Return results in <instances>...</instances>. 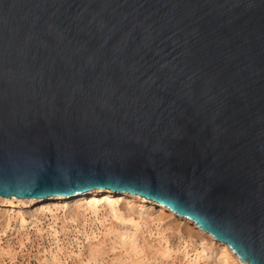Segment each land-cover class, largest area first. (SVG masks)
Returning a JSON list of instances; mask_svg holds the SVG:
<instances>
[{"label":"water","instance_id":"water-1","mask_svg":"<svg viewBox=\"0 0 264 264\" xmlns=\"http://www.w3.org/2000/svg\"><path fill=\"white\" fill-rule=\"evenodd\" d=\"M95 190L264 264V0H0V196Z\"/></svg>","mask_w":264,"mask_h":264},{"label":"rangeland","instance_id":"rangeland-1","mask_svg":"<svg viewBox=\"0 0 264 264\" xmlns=\"http://www.w3.org/2000/svg\"><path fill=\"white\" fill-rule=\"evenodd\" d=\"M118 194L122 198L118 200V206L119 208L121 207L120 209L125 213V216H131L146 224L147 227L143 225L144 230L149 228L155 232H159L160 237L162 236V243L164 241L167 242L172 250L182 251L186 244H188L189 250L195 247L202 249L199 243L204 239L206 244L204 253L205 262H202V264H220L222 245L217 241L209 242L211 241L208 238L209 236L200 231H195L192 222L173 213L171 214V210L165 206L148 199L140 198L137 195L133 196L127 192L113 193L112 199H118ZM89 195L76 196L78 198L74 196L65 203L56 197L44 201H31L11 196L9 200L15 204L13 207L8 206L7 201L9 200L7 198L0 197V264H119V262H122L121 259L125 263L129 257L131 259H134V257L138 258L135 261L139 264H187L183 263L181 255H178L179 259L160 257L155 252L156 246L159 243L157 240L149 237V229L138 239L139 245H142L143 250L139 255L136 254V256L132 252L128 254L129 250L125 251L116 242L114 235L117 234L100 236V240L87 241L85 235L81 233L84 227L89 233L92 231L97 233L102 229L98 223L91 221V214L85 210V199H89ZM98 197L101 199L104 196L99 194ZM19 214L27 220V224L24 227H21L20 220H18L20 218L18 217ZM54 223H57V225ZM113 223L115 229H119V231L129 229L125 225H119L116 221ZM51 224L56 225L57 229L61 231V240L59 242L62 250H58L55 242L47 235V228ZM156 224H159L158 230L156 229ZM8 225L10 226L9 228ZM2 232L5 233L3 234ZM189 232L191 233V238ZM151 246L154 247L152 248ZM51 254L56 255L57 260ZM127 261L130 260L128 259Z\"/></svg>","mask_w":264,"mask_h":264},{"label":"bare ground","instance_id":"bare-ground-1","mask_svg":"<svg viewBox=\"0 0 264 264\" xmlns=\"http://www.w3.org/2000/svg\"><path fill=\"white\" fill-rule=\"evenodd\" d=\"M128 193V192H127ZM86 194H90L89 195V199H85L86 200V204H85V210L88 211L91 216V221H93L94 223H98L102 229L100 230V232H94L92 231L91 233H89L87 231V229L84 227L83 231H81V233L83 235H85V239L87 241H91V240H100V236L104 237V236H108L110 234H117V235H114V237L116 238V242L122 246V248L126 250H129L128 251V254H131V252L136 256V254L139 255V253L142 252L143 248L139 245V242H138V239H140L139 237L143 236V233L145 231H148L147 228L146 230H144V226H146V224L140 222L139 220H136L134 219L133 217L129 216H125V213L122 212V210L119 208L118 206V200L119 199H122L121 198V195H119V198L118 199H112V196H113V192L107 190L105 192L103 191H99V190H95V191H92V192H89V193H86ZM99 194H102V197L100 199V197H98ZM137 196H139L140 198H143V199H146L145 197L141 196V195H138V194H135ZM76 196H82V195H75ZM0 197H4V196H0ZM11 197V196H10ZM13 197H16V196H13ZM76 197V198H78ZM6 198V197H5ZM53 198V197H52ZM4 199V198H3ZM50 199V198H49ZM31 201H34L33 199H29ZM68 199H64L62 200L63 203H65ZM155 202V201H154ZM8 203V206H11L13 207L15 204H13V202L11 200L7 201ZM157 203V202H156ZM55 204V203H54ZM57 204V203H56ZM159 204V203H158ZM64 205V204H62ZM66 205V204H65ZM74 205V204H73ZM77 205V204H76ZM84 205V204H83ZM57 206V205H56ZM60 206V205H59ZM79 207V205H77ZM82 206V205H81ZM64 207V206H63ZM76 207V206H75ZM83 207V206H82ZM166 207V206H165ZM57 208V207H56ZM68 208V207H67ZM167 208V207H166ZM74 209V208H73ZM75 210V209H74ZM83 210V209H82ZM170 210V209H169ZM79 211V210H78ZM163 212H165V210L162 209ZM51 212V210H50ZM73 212V210H72ZM71 212V213H72ZM171 214H175L181 218H184L186 220H188L189 222H192L194 224V230L197 231V232H202L204 234H206L207 236H209L208 238H210L211 241L209 242H213V241H217L219 242L222 247H221V262L220 264H249L247 262H244L242 261L238 255L232 250L231 247H229V245H227L226 243L224 242H221V241H218L217 239H215V237L213 235H211L210 233L200 229L196 223L189 219V218H186V217H182L180 215H178L177 213L173 212L172 210L170 211ZM20 213V212H19ZM70 213V214H71ZM81 213V212H80ZM65 214V213H64ZM69 214V215H70ZM74 214V212H73ZM127 214V213H126ZM170 214V215H171ZM72 215V214H71ZM76 216V215H75ZM74 216V217H75ZM80 216V215H79ZM20 217L18 220H20V225L21 227H24L26 226L27 224V220L19 214ZM161 217V216H160ZM159 218V217H158ZM75 219V218H73ZM78 219V218H77ZM141 219V217H140ZM160 219V218H159ZM65 220V219H64ZM68 220V219H67ZM152 220V219H151ZM69 221V220H68ZM72 221V219H71ZM116 221V223H118L119 225L122 224L125 225L127 228H129L128 230H123V231H119V229H115V226H113V222ZM160 221V220H159ZM55 222V221H54ZM74 222V220H73ZM89 222V221H88ZM19 223V222H18ZM158 223V222H157ZM36 224V223H35ZM57 225V223H54ZM49 225L47 228L48 231H47V235L49 237H51V239L55 242L58 250H62V247H60V233L61 231L57 229L56 225ZM83 224V223H82ZM118 224H117V227H118ZM78 225V224H77ZM97 225V224H96ZM158 226L159 224H156V229L158 230ZM179 226V225H178ZM10 226L8 225V228ZM20 227V228H21ZM147 227V226H146ZM151 228V227H150ZM38 230V229H37ZM36 230V231H37ZM4 231V230H3ZM179 231V230H178ZM192 231V230H191ZM0 233H1V230H0ZM3 233V232H2ZM5 233V232H4ZM3 233V234H4ZM149 237L153 240H157L158 241V246H156V251L160 257H164V258H178V255H181L182 258H183V263H187V264H202V262L204 263V253H205V248H206V244H205V240H201L200 241V245L202 247V249H199V247H195V248H190L191 250L188 249V244L184 245L182 251H175V250H172L167 242L164 241V243H162V236L160 237L159 235V232H155L154 230L152 229H149ZM190 233V232H189ZM199 234V233H198ZM201 234V233H200ZM146 235V234H145ZM203 235V234H202ZM76 237V236H75ZM145 237V236H144ZM148 237V235H147ZM181 237V236H180ZM183 237V236H182ZM190 238H191V233H190ZM77 239V238H76ZM144 239V238H143ZM142 239V240H143ZM147 239V238H146ZM194 239V238H193ZM166 240V239H165ZM209 240V239H208ZM145 241V240H144ZM147 241V240H146ZM183 241V240H182ZM0 242H1V237H0ZM156 243V242H155ZM78 244V243H77ZM157 245V244H156ZM192 245V244H191ZM120 246V247H121ZM155 246V245H154ZM153 246V247H154ZM0 247H1V244H0ZM152 247V246H151ZM152 247V248H153ZM220 247V246H219ZM123 249V250H124ZM155 249V248H154ZM174 249V248H173ZM51 251V250H50ZM130 252V253H129ZM210 252V251H209ZM55 254V253H54ZM54 254H51L52 256H54L53 258L57 260V258L55 257L56 255ZM126 254V253H125ZM130 256V255H129ZM157 256V255H156ZM206 256V255H205ZM133 257V256H132ZM128 258V256H127ZM126 259V258H125ZM130 260V261H127V260ZM125 263L123 262L124 260H122V262H119V264H139L135 257L134 259L132 258H128ZM179 259V258H178ZM230 260H231V263H230ZM143 263V262H142ZM206 264V263H205Z\"/></svg>","mask_w":264,"mask_h":264}]
</instances>
